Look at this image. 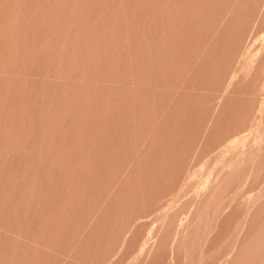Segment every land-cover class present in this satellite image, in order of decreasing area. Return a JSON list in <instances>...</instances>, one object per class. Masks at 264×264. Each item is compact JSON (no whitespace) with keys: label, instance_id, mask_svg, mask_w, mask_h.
<instances>
[{"label":"rangeland","instance_id":"374dc122","mask_svg":"<svg viewBox=\"0 0 264 264\" xmlns=\"http://www.w3.org/2000/svg\"><path fill=\"white\" fill-rule=\"evenodd\" d=\"M0 264H264V0H0Z\"/></svg>","mask_w":264,"mask_h":264}]
</instances>
